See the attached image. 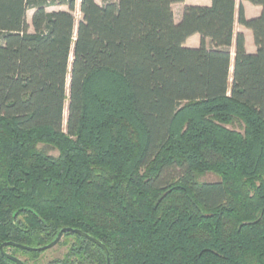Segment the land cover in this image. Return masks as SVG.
<instances>
[{"label":"trees","instance_id":"obj_1","mask_svg":"<svg viewBox=\"0 0 264 264\" xmlns=\"http://www.w3.org/2000/svg\"><path fill=\"white\" fill-rule=\"evenodd\" d=\"M210 1L0 0V248L264 264V0ZM64 239L52 264H108Z\"/></svg>","mask_w":264,"mask_h":264},{"label":"rangeland","instance_id":"obj_2","mask_svg":"<svg viewBox=\"0 0 264 264\" xmlns=\"http://www.w3.org/2000/svg\"><path fill=\"white\" fill-rule=\"evenodd\" d=\"M97 2V4L99 5H103L104 0H95ZM185 2V0H184ZM190 2V1H188ZM79 3L80 0H78V7H77V11L74 13L76 19L79 21L81 18V14L79 12ZM238 5L240 4V0H237ZM184 9V3H176L173 6V10H174V14H175V20L176 22H178L180 20L182 11ZM59 10H67V8H51L49 9V11H59ZM33 11L30 10L27 14V21L29 24H31L32 21V16H33ZM239 26L237 25L235 28V32L238 33L239 32ZM231 54H232V63L234 62V56H235V52H234V47L231 48ZM67 117V114H66ZM52 155H57L56 152L51 151ZM199 181L204 183V182H217L219 181V178L213 174H208L206 176L200 177ZM65 242V239L62 240L55 248L42 252L43 254H41V256L37 259L32 261L29 257L27 256H18V258L22 261H27L28 264H52V262L59 260L61 258H63V256L67 253L68 251V246L63 245Z\"/></svg>","mask_w":264,"mask_h":264},{"label":"crops","instance_id":"obj_3","mask_svg":"<svg viewBox=\"0 0 264 264\" xmlns=\"http://www.w3.org/2000/svg\"><path fill=\"white\" fill-rule=\"evenodd\" d=\"M190 1V2H188ZM211 1L210 0H185L184 2V8L186 6H210ZM243 6L245 9V15L247 19H255L259 17L262 13V8L261 7H256L253 6L252 4L248 2H243ZM184 11V9H183ZM183 11L180 17V20L176 23H179L182 19ZM239 26V32L238 33H243L246 38V49L249 54H255L257 52V48L255 46L254 42V37L252 31L246 29L245 27L237 24ZM236 25V26H237ZM201 46V36L200 35H194L193 37L189 38L186 43L185 47L187 48H199ZM207 46L210 47L211 43L210 40H207ZM234 52H235V47H234Z\"/></svg>","mask_w":264,"mask_h":264},{"label":"water","instance_id":"obj_4","mask_svg":"<svg viewBox=\"0 0 264 264\" xmlns=\"http://www.w3.org/2000/svg\"><path fill=\"white\" fill-rule=\"evenodd\" d=\"M76 234V235H79V236H82L86 239H88L89 241L93 242L94 244L98 245L101 249H103V251L105 252L107 258H108V264H111L110 263V254L108 252V249L106 248V246L104 244H102L100 241L94 239L93 237L89 236L88 234L80 231V230H74V229H70V228H66V229H63L57 236V238L49 245L47 246H44V247H40V248H32V247H28V246H24V245H20V244H16V243H13V242H8V243H5L1 246L0 250L2 252V255L4 258L14 262L15 264H25L22 260H20L19 258H16L14 256H12L11 254L5 252V248H8V247H12V248H17V249H20V250H23V251H27V252H45V251H48V250H51L53 248H55L61 241H62V238L65 234Z\"/></svg>","mask_w":264,"mask_h":264}]
</instances>
